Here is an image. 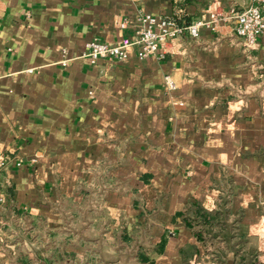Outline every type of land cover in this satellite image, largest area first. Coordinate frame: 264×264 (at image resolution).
Here are the masks:
<instances>
[{"label": "crops", "instance_id": "crops-1", "mask_svg": "<svg viewBox=\"0 0 264 264\" xmlns=\"http://www.w3.org/2000/svg\"><path fill=\"white\" fill-rule=\"evenodd\" d=\"M249 4L0 0V264H86L78 240L51 260L38 237L83 204L100 213L94 264H218L175 212L226 191L240 219L224 264L249 247L264 263V39L245 48L219 20L159 56H82L132 38L143 13L191 22Z\"/></svg>", "mask_w": 264, "mask_h": 264}, {"label": "trees", "instance_id": "trees-1", "mask_svg": "<svg viewBox=\"0 0 264 264\" xmlns=\"http://www.w3.org/2000/svg\"><path fill=\"white\" fill-rule=\"evenodd\" d=\"M178 23H188L176 18ZM93 214L96 218L92 217ZM182 221L191 229L195 238L201 242L204 253L213 256L218 264H224L230 251L235 249V241L239 237L238 222L240 213L231 212L229 202V192L219 195L215 206L206 208L199 201H187L181 209L175 212ZM99 211L91 207H81L72 210V216L65 218V225L62 229H46L43 234L38 235L39 239L46 246H51L48 250L49 258H67L73 255L71 251H59L55 243L65 246L72 240H78L80 245L85 247L86 264H94L97 256H103L101 251L102 237L100 234ZM91 217V218H89ZM162 238L155 245L160 249ZM47 247V248H48ZM55 247V248H54ZM64 248V247H63ZM255 250L251 247L244 248L236 264H264L253 255ZM207 264H212L207 261Z\"/></svg>", "mask_w": 264, "mask_h": 264}, {"label": "built area", "instance_id": "built-area-1", "mask_svg": "<svg viewBox=\"0 0 264 264\" xmlns=\"http://www.w3.org/2000/svg\"><path fill=\"white\" fill-rule=\"evenodd\" d=\"M173 16H160L143 13L136 18V30L132 38H123L116 43H105L91 39L85 43L82 56L90 63L99 58H109L122 61L127 58L130 48H134L137 58L157 55L160 45L168 39H176L183 34L196 37L200 27L213 30L219 20H229L232 23L234 34L240 38L243 47L251 48L256 39H264V0H251V4L241 9L229 8L226 13L209 11L206 17L188 22L178 23ZM64 52V51H62ZM159 56V54H158ZM65 58L60 60L62 64ZM163 82L168 89L173 90L175 84L168 75L163 76ZM20 161H17L18 165ZM4 164L0 158V166ZM1 199V197H0Z\"/></svg>", "mask_w": 264, "mask_h": 264}]
</instances>
